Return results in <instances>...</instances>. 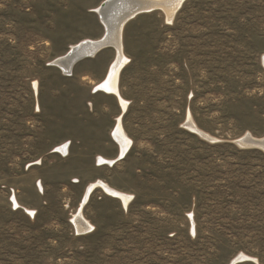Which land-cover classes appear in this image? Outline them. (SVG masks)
Segmentation results:
<instances>
[{"label": "rangeland", "instance_id": "1", "mask_svg": "<svg viewBox=\"0 0 264 264\" xmlns=\"http://www.w3.org/2000/svg\"><path fill=\"white\" fill-rule=\"evenodd\" d=\"M103 1L0 0V264H264V151L237 144L264 137V0H185L170 24L154 11L125 25L133 145L112 166L99 158L119 154L122 109L94 87L116 50L71 76L52 65L102 37ZM99 180L132 202L97 189L93 230L79 233L72 219Z\"/></svg>", "mask_w": 264, "mask_h": 264}, {"label": "bare ground", "instance_id": "2", "mask_svg": "<svg viewBox=\"0 0 264 264\" xmlns=\"http://www.w3.org/2000/svg\"><path fill=\"white\" fill-rule=\"evenodd\" d=\"M106 1L107 0H104L94 10V12L99 16L100 22L104 27V33L102 37L96 40L86 39L76 45H73L72 47H70L67 54L56 58L52 62V65L60 69L66 76H71L74 66L77 63L82 62L83 60H86L88 58H94L99 52L107 48L116 50V56L108 68L106 78L100 84L94 87V92L103 91L117 97L122 109V113L116 118V125L111 133L112 139L119 148V154L116 159H106L103 157L99 158V163L101 165L112 166L118 160L123 159L125 155L128 154L133 145V142L125 131L122 123L123 114L127 112L130 103L122 97L119 89L121 71L130 62L129 58L125 55L124 52L123 29L125 25L130 21L131 17L135 14V11L148 7H158V11H162V13L166 17V21L170 24L173 22L177 12L181 9L185 0H134L136 1V3L138 1V5H135L134 8L128 2L129 0H123L121 5L118 4V1H115L111 2L106 8H101V5ZM106 32L107 36H105ZM104 36L106 38H104ZM85 56L88 57L84 59L83 57ZM81 58L83 59L81 60ZM262 60L264 64V56L262 57ZM34 87L37 88V83L34 84ZM186 126L191 131L199 134L201 137L209 140H216L200 130L190 114L188 116ZM70 144L63 143L62 145L56 147L54 152L62 155L63 157H66L70 152ZM237 144H239L243 148H254V145H258L260 146V149L264 151V137L255 138L250 133L242 136L238 140ZM97 189H101L107 196L120 200L123 203L124 207H127L132 202V195L117 190L102 180L90 183L85 191V195L79 205V208L74 218L72 219V222L77 232L79 233H86L93 230L92 224L86 219L84 215V208L89 202L94 191H96ZM14 203L15 205L18 204L16 201H14ZM28 212L33 215L32 210H28ZM250 260L252 259H250L248 256L240 255L231 264H237Z\"/></svg>", "mask_w": 264, "mask_h": 264}, {"label": "water", "instance_id": "3", "mask_svg": "<svg viewBox=\"0 0 264 264\" xmlns=\"http://www.w3.org/2000/svg\"><path fill=\"white\" fill-rule=\"evenodd\" d=\"M115 1H118V4H120V5H121V3L123 2V0H107L106 2H104V3L101 5V8H106L111 2H115ZM128 2L130 3V5L133 6V8L135 7V5H138V1H137V3H136V1H134V0H129ZM158 10H159L158 7H148V8L139 9V10H137V11L134 12L135 14L131 17L130 20H133V19H135L137 16H140V15H142V14L152 13V12H154V11H158ZM105 36H107V32H106V35H105ZM105 36H104V38H106ZM101 49H102V48H101ZM87 57H88V56H85V57H83V58L85 59V58H87ZM83 58H81V60H82ZM253 147H254V148H260V146H258V145H254Z\"/></svg>", "mask_w": 264, "mask_h": 264}, {"label": "crops", "instance_id": "4", "mask_svg": "<svg viewBox=\"0 0 264 264\" xmlns=\"http://www.w3.org/2000/svg\"><path fill=\"white\" fill-rule=\"evenodd\" d=\"M105 77V76H104ZM106 78V77H105ZM104 79V78H103Z\"/></svg>", "mask_w": 264, "mask_h": 264}]
</instances>
